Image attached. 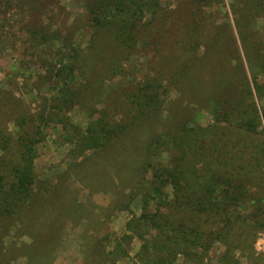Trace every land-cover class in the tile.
I'll return each instance as SVG.
<instances>
[{
	"label": "rangeland",
	"instance_id": "1",
	"mask_svg": "<svg viewBox=\"0 0 264 264\" xmlns=\"http://www.w3.org/2000/svg\"><path fill=\"white\" fill-rule=\"evenodd\" d=\"M87 1L0 0V104L9 94L10 101L19 103L20 109L36 115L48 106L49 67L74 53L79 58L85 56L91 64L88 67H92L79 80L85 86L82 95L87 105L62 110L56 118L66 122L63 126L39 125L42 131L32 160L31 188L32 193L44 198L40 206L27 212L21 207L0 223V264L153 263L150 254H139L140 241L129 232L132 219L141 215L140 197L122 188L114 173L108 180L103 178L101 185L93 171L114 149L106 150L99 161L73 158L71 145L65 143L70 131L85 129L88 104L94 103L98 109L96 104L102 103L94 87L95 78L106 95L120 81H150L154 78L150 69L159 68V83L167 92L160 95L156 120L161 126L156 130L166 134V126L187 122L194 119V114L195 127L209 129L203 147L176 134L182 136L178 149L186 150L177 160L181 167L190 168L188 176L197 185L198 181H211L205 190L210 196L223 187L221 177L225 175L237 181L256 178L254 187L264 188V1L261 11H251L256 0H157L159 17L152 22L151 32L156 46L142 48L137 43L123 50L106 38L98 45L100 57L88 45ZM143 16V20L148 18ZM178 42L179 47L192 48V84H212L216 81L214 71L225 65L228 70L222 75L223 81L236 82L237 75L244 76L242 83L250 91L244 115H214L198 88L177 89L179 85L173 84L170 72L185 59V53L176 49ZM205 54L207 60H201ZM109 66H120L121 76L112 75ZM7 107L3 108V123H8V130L16 136V128L9 124L12 107ZM247 120L252 129L244 130L241 124ZM187 126L191 128L189 123ZM168 159L162 155L163 162ZM254 160L258 168L251 169ZM152 208L149 205V210ZM161 211L183 227L177 230L170 225L166 232H171L173 239L155 240L168 245L163 254L170 252L160 258L159 264H264V231L246 223L251 212L248 208L236 209L239 220L231 224L225 244L212 240L209 228L199 222L197 214L167 208ZM115 244L123 248L116 256L112 254Z\"/></svg>",
	"mask_w": 264,
	"mask_h": 264
},
{
	"label": "trees",
	"instance_id": "2",
	"mask_svg": "<svg viewBox=\"0 0 264 264\" xmlns=\"http://www.w3.org/2000/svg\"><path fill=\"white\" fill-rule=\"evenodd\" d=\"M138 1H87L86 13L90 28L88 45L95 55L100 57L101 50L98 45L106 38L123 50H129L137 43L142 48L148 45L152 48L156 46L152 41L151 32L154 30L152 22L159 17L157 0H146L141 3ZM263 1L256 0L251 11H261ZM142 6L145 7L144 10L141 9ZM143 15L148 18L143 20L145 19ZM180 43H177L176 49L178 48L179 53H185V59L170 72L173 84L179 85L177 89L186 91L189 88L193 90L198 88V92L207 97L206 103L213 109L214 115L221 113L230 116L244 115L245 99L246 96L249 99L250 95V91L242 83L244 76L237 75L236 82L223 81L225 75H222L228 70L225 65L224 68L219 67L218 71H214L216 81L212 84L209 82L199 86L192 84L191 67L195 61L189 50L192 48L186 45L179 47ZM207 55H203L201 60L206 61ZM88 63L85 56L79 58L74 53L60 61L57 66L49 67L46 70L50 77L46 83H49L51 90L47 98L48 106L42 107L36 115L20 109L19 103L15 105L16 101H10L11 95L3 97V103L0 104V223L15 215L14 212L21 207L27 212L34 206L41 205L44 196L32 193L31 188L32 160L35 156V146L39 142L38 136L42 131L39 125L41 124L43 128L52 124L63 126L66 122L56 118L62 110L86 104L82 95L85 86L80 84L79 80L83 74L91 71L92 67H88L91 64ZM109 69L112 75L122 74L120 66H113L112 69L109 66ZM150 70L154 74L150 81L143 84L134 82L130 83L131 85L127 81H120L115 90L106 95L101 91L102 88L95 78L94 87L102 103L96 104L99 105L98 109L94 108V103H89L87 108L89 120L85 129L82 132L70 131L71 136L65 140V143L71 145L70 153L73 158L82 156L84 159L98 158L99 161L106 150L114 149L102 164L101 161L96 164L97 167L95 166L93 171L98 174V183L101 185L104 183L103 178L108 180V175L114 173V179L122 188H127L130 190L128 193L140 197L141 215L133 218L132 226H129L131 236L140 241L139 254L141 255L142 251L150 254L152 264H159L160 258L170 252L163 254L168 250V245L158 244L155 240H172V233L166 232L170 225L177 230L183 227L169 220L161 208L197 214L199 222L209 228L212 240H218L221 244H225L232 229L231 224L235 225L239 220L237 208L251 210L250 214H247L246 223L252 228L257 227L264 231V188L254 187L256 178L251 181L248 179L237 181L230 175L222 176L223 187L210 196L205 190L210 187L211 181L209 183L208 180L198 181L197 185L196 181L188 176L190 168L181 167L177 159L181 153L186 154V150L178 149V140L182 136L176 134L200 143L203 147L209 129L195 127L197 114H194V119L166 126V134L156 130L157 125H160L156 120L160 95L165 94L167 90L159 83L162 71L155 67ZM8 105L13 108L9 111L12 115L9 124L16 128V136L8 130V123H3L6 118L3 108H9ZM262 114L264 117V111ZM253 116L258 119L256 112ZM187 123L191 128H188ZM241 125L244 130L251 128L249 120ZM162 155L168 156L167 162H163ZM251 165L253 166L251 169L258 168L256 160ZM93 171L89 173L94 174ZM149 205H152V210H149ZM23 212L19 214V219ZM54 245V243L51 245L49 253L52 252ZM120 250L123 248L115 244L112 254L116 256Z\"/></svg>",
	"mask_w": 264,
	"mask_h": 264
}]
</instances>
